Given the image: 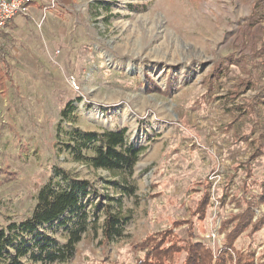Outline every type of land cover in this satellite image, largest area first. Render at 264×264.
<instances>
[{
    "label": "rangeland",
    "instance_id": "obj_1",
    "mask_svg": "<svg viewBox=\"0 0 264 264\" xmlns=\"http://www.w3.org/2000/svg\"><path fill=\"white\" fill-rule=\"evenodd\" d=\"M12 23L0 44V229L26 220L64 171L95 188L87 210L98 204L101 226L113 200L128 218L122 239L89 230L64 264H185L195 240L215 260L233 238L225 264H264V0H37ZM123 128L142 148L132 177L68 149L73 131ZM125 177L133 197L117 189ZM70 218L40 231L64 245ZM148 241L159 257L147 259Z\"/></svg>",
    "mask_w": 264,
    "mask_h": 264
},
{
    "label": "trees",
    "instance_id": "obj_2",
    "mask_svg": "<svg viewBox=\"0 0 264 264\" xmlns=\"http://www.w3.org/2000/svg\"><path fill=\"white\" fill-rule=\"evenodd\" d=\"M2 69L0 67V82L4 80ZM72 104H67L62 115L68 116V109ZM74 144H69L68 149L80 161H85L96 169H105L111 172H120L126 177H132L134 167L136 166L142 148H136L129 145L127 129L104 130L101 134L81 133L73 131L71 133ZM84 149H90L93 156L83 155ZM57 181H49L38 191L35 198V206L31 215L23 222L12 223L5 229H0V264H23L22 259L32 258L34 263L42 264H64L68 262L75 254L77 244L82 240L87 231L92 230L98 233L103 230L104 241L107 243L124 237V227L128 221L126 216L122 215V204L116 201L120 208L114 211L109 205L105 210V221L101 226L99 224L100 207L98 204L92 208V215L87 210L91 205L92 195L96 192L92 184L87 180L73 179L68 173L59 171ZM118 184V190L126 196H135L138 186L135 180L126 181ZM70 213L71 218L64 224L69 225L68 241L64 245H57L55 240L47 235V232L41 233L40 228L51 226L61 220V217ZM248 220L243 221V225H248ZM251 223V222H249ZM241 230V229H240ZM238 230V231H240ZM34 237L38 239L33 246L29 245L26 238ZM233 239L225 245V248L217 259H213V253L206 248L202 242L195 240L190 244L191 256L185 264H225L234 259L229 252L234 248ZM147 256L152 253L156 257L161 255L159 252L160 242L148 241ZM37 248L36 253L33 249ZM11 249L14 252L11 253ZM150 257L148 256L147 259ZM236 264H253L251 254L236 256ZM149 261V260H148Z\"/></svg>",
    "mask_w": 264,
    "mask_h": 264
},
{
    "label": "built area",
    "instance_id": "obj_3",
    "mask_svg": "<svg viewBox=\"0 0 264 264\" xmlns=\"http://www.w3.org/2000/svg\"><path fill=\"white\" fill-rule=\"evenodd\" d=\"M37 0H0V42L12 20L18 16H28L30 8ZM55 6L58 0H50ZM47 10L46 8L44 9ZM72 85L75 86L74 79Z\"/></svg>",
    "mask_w": 264,
    "mask_h": 264
},
{
    "label": "crops",
    "instance_id": "obj_4",
    "mask_svg": "<svg viewBox=\"0 0 264 264\" xmlns=\"http://www.w3.org/2000/svg\"><path fill=\"white\" fill-rule=\"evenodd\" d=\"M15 27L17 28L12 22L9 25L8 29L6 30L3 39L1 40L0 44H2L6 39H4L5 35L7 36L8 34L12 35V28ZM2 124H5V120L2 121Z\"/></svg>",
    "mask_w": 264,
    "mask_h": 264
}]
</instances>
